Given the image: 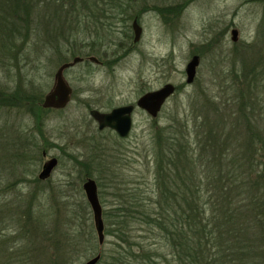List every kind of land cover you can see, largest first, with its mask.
Segmentation results:
<instances>
[{
    "label": "rangeland",
    "instance_id": "obj_1",
    "mask_svg": "<svg viewBox=\"0 0 264 264\" xmlns=\"http://www.w3.org/2000/svg\"><path fill=\"white\" fill-rule=\"evenodd\" d=\"M117 1L129 5H103L106 0L94 5L110 8L105 15L110 28L102 30V39L97 38L86 30L96 23L86 18L74 35L75 55L63 40L69 31L58 28L57 19L49 32L39 33L24 49L21 85L34 89L39 106L63 63L75 57H95L99 63L84 60L64 71L72 95L62 110L42 112L31 107L27 113L0 107V264H39L32 252L36 255L40 249V264H84L105 254L112 238L104 235L103 245L98 244L83 183L95 181L106 228L105 220L119 198L131 202L133 194L144 199L154 195L157 132L170 129L175 139L183 141V134L193 143L191 127L195 117L202 122L206 116L204 100L215 109L209 111L210 123H217L226 134L232 120L227 105L237 103H247L252 123L264 127V0ZM134 19L142 29L136 44L131 27ZM234 29L236 42L231 40ZM195 55L199 57L196 77L187 85L185 67ZM16 75L9 65L1 67L0 88L14 85ZM167 83L176 91L155 119L135 107L141 95ZM127 105L135 109L132 129L124 138L108 129L99 131L89 115L93 110L108 113ZM233 125L234 155L244 145L246 129ZM51 158L58 164L50 178L41 182L38 174ZM262 193L257 194L259 200ZM72 213L80 217L77 226L89 220L78 231L70 230V246L57 247L64 239L55 238V229L60 235L64 215ZM29 219L39 220L46 238L52 234V239L42 240ZM90 231L94 239L87 244Z\"/></svg>",
    "mask_w": 264,
    "mask_h": 264
},
{
    "label": "trees",
    "instance_id": "obj_2",
    "mask_svg": "<svg viewBox=\"0 0 264 264\" xmlns=\"http://www.w3.org/2000/svg\"><path fill=\"white\" fill-rule=\"evenodd\" d=\"M103 1L0 0V68L9 65L17 74L14 85L0 88L1 108L27 113H31V107L47 111L37 104L34 89L21 85L24 77L20 75V65L26 45L39 33L49 32L57 19L58 28L68 29L63 40L65 46H70L69 53L75 55L74 35L86 18L96 23L86 26V30L97 38L110 28L105 22L106 10L110 8L94 7ZM125 4L128 3L117 0L103 3ZM204 102L205 118L199 116L202 122H198L195 117L191 127L195 132L193 143L183 134V141H179L180 137L175 139L170 129L163 134L157 132L154 195L144 199L133 194L131 202L118 199L117 207L105 220L104 235L112 238V247L101 255L98 264H264V127L252 123L247 103H231L227 111L232 120L226 134L217 123H210L209 111L215 109L209 100ZM233 122L246 129L244 145L234 155L230 133ZM184 129L187 125L181 131ZM261 190L263 199L259 200L257 194ZM64 217L60 235L55 229V238L64 239L57 247L70 246V230L78 231L89 220L82 221L81 227L77 226L80 217L75 213ZM29 220L42 240L52 239V234L46 238L39 220ZM78 237L74 241L77 245ZM86 239L87 244L92 243L91 231ZM42 252H32L39 264Z\"/></svg>",
    "mask_w": 264,
    "mask_h": 264
},
{
    "label": "water",
    "instance_id": "obj_3",
    "mask_svg": "<svg viewBox=\"0 0 264 264\" xmlns=\"http://www.w3.org/2000/svg\"><path fill=\"white\" fill-rule=\"evenodd\" d=\"M133 43L139 42L142 34V29L137 21L132 22ZM237 30L231 31L232 42L237 41ZM83 59L80 57L73 58L72 62L63 63L54 74V82L51 90L44 96L41 107L44 110H62L70 102L72 90L68 83L65 81L63 73L65 70L73 67L75 64L81 62ZM89 61L97 63L95 57H89ZM199 64V57L193 56L185 67V83L191 85L196 77V69ZM176 87L170 83L165 84L158 90L149 91L141 95L135 107L144 111L150 118L155 119L167 100L174 95ZM134 106L127 105L112 109L108 113H101L99 111H90V117L96 122L99 131L106 128L112 130L120 138L127 137L132 129L131 113L135 109ZM57 166V159L52 158L47 161L42 167L41 172L38 174V179L45 181L50 178L51 173ZM82 189L92 212L93 224L98 240L101 246L104 243V222L102 218V207L98 199L97 185L93 179H87L82 185ZM101 255L97 254L88 259L84 264H98Z\"/></svg>",
    "mask_w": 264,
    "mask_h": 264
},
{
    "label": "flooded vegetation",
    "instance_id": "obj_4",
    "mask_svg": "<svg viewBox=\"0 0 264 264\" xmlns=\"http://www.w3.org/2000/svg\"><path fill=\"white\" fill-rule=\"evenodd\" d=\"M134 20H136V19H134ZM134 20H133V21H134ZM136 21H137V20H136ZM137 23H138V21H137ZM141 35H142V34H141ZM80 58H81V57H80ZM88 58H89V57L82 58L83 60H82L81 62H83L84 60L89 61ZM81 62H79V63H81ZM89 62H91V61H89ZM97 63H99V62H97ZM131 106H133V105H131ZM133 112H134V111H132V113H131V119H132ZM106 129H108V128H106ZM106 129H104V130H106ZM104 130H102V131H104ZM108 130H110V129H108ZM111 131H112V130H111ZM114 133H115V132H114ZM42 156H43V157H46V154L43 153ZM51 159H52V158H51ZM49 160H50V159H49ZM49 160L47 159V161H49ZM47 161H45V162L43 163L42 167L44 166V164H45ZM57 164H58V162H57ZM41 170H42V168H41ZM47 180H48V179H47ZM47 180H45V181H41V182H46Z\"/></svg>",
    "mask_w": 264,
    "mask_h": 264
}]
</instances>
